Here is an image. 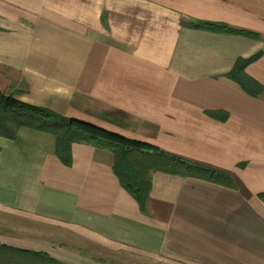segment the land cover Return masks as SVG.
<instances>
[{
	"label": "crops",
	"instance_id": "0c3cea01",
	"mask_svg": "<svg viewBox=\"0 0 264 264\" xmlns=\"http://www.w3.org/2000/svg\"><path fill=\"white\" fill-rule=\"evenodd\" d=\"M259 52L253 96L228 74ZM0 91L233 182L153 171L143 212L110 150L67 165L21 127L0 135V264H264V0H0Z\"/></svg>",
	"mask_w": 264,
	"mask_h": 264
},
{
	"label": "trees",
	"instance_id": "16d2710c",
	"mask_svg": "<svg viewBox=\"0 0 264 264\" xmlns=\"http://www.w3.org/2000/svg\"><path fill=\"white\" fill-rule=\"evenodd\" d=\"M193 27L256 37L254 33L244 29H235L220 23L201 21ZM261 56L262 52H259L249 58H239L228 74L253 96L260 94L262 85L247 74L246 67ZM21 127L52 133L56 139V154L67 165L72 163L71 147L74 142H87L95 147L110 150L114 156V172L121 186L136 199L143 212H148L147 202L153 171L200 178L222 185L233 184L231 177L221 171L160 151L148 143L118 135L86 122L63 117L49 108L26 103L0 91V135L15 139ZM4 249L13 252L12 249L6 247ZM18 252L20 253L18 255H21L20 264H34L28 258L29 252ZM16 258L17 256L13 254H7L3 264H17Z\"/></svg>",
	"mask_w": 264,
	"mask_h": 264
},
{
	"label": "rangeland",
	"instance_id": "374dc122",
	"mask_svg": "<svg viewBox=\"0 0 264 264\" xmlns=\"http://www.w3.org/2000/svg\"><path fill=\"white\" fill-rule=\"evenodd\" d=\"M262 260H264V258H262Z\"/></svg>",
	"mask_w": 264,
	"mask_h": 264
}]
</instances>
